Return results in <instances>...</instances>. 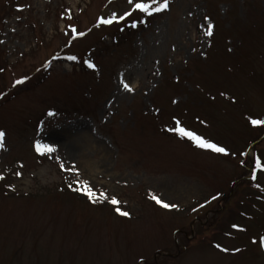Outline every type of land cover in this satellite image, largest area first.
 <instances>
[{
  "label": "rangeland",
  "instance_id": "rangeland-1",
  "mask_svg": "<svg viewBox=\"0 0 264 264\" xmlns=\"http://www.w3.org/2000/svg\"><path fill=\"white\" fill-rule=\"evenodd\" d=\"M169 3L0 0V264H264V0Z\"/></svg>",
  "mask_w": 264,
  "mask_h": 264
},
{
  "label": "snow or ice",
  "instance_id": "snow-or-ice-1",
  "mask_svg": "<svg viewBox=\"0 0 264 264\" xmlns=\"http://www.w3.org/2000/svg\"><path fill=\"white\" fill-rule=\"evenodd\" d=\"M110 2H111V0H110ZM127 4L130 6V10L126 11L124 13V15H122L119 19H116L114 16L110 17L108 19L100 18V19H98V21L94 25V27H100L102 25L103 26H111L113 23H117V24L121 23L123 20H126L129 17H132L135 13H141L146 17H152L154 14H158V13L168 11L169 7H170L169 0H163V2H160V0H151L150 3L140 2V0H127ZM141 23H144V21H141ZM205 24H206V31L204 32V35L211 37L213 35V25L210 22H208L207 19H205ZM130 26L132 28H135L137 25L135 23H133ZM121 30H123V29H121ZM70 31L72 33L73 39L78 38L76 29L73 28ZM84 35H86V33H79L80 37H82ZM55 58L56 57H54V59ZM65 59L70 60V61H75V57H72V56L65 57ZM85 64H86L87 68L91 69L92 71H97V69L95 68V66L92 63L85 61ZM45 67H48V65H45ZM24 83H25V81H23V80H16L15 83L13 84V87H16L17 85H21ZM121 83H122L123 88L126 92H129V93L132 92V88L129 87L127 83H124L123 81H121ZM225 98L227 99V97H225ZM232 102L235 103V101H232ZM172 103L176 104L177 101L173 100ZM48 115L53 116L54 113L49 112ZM249 123L253 127L264 126V120H261V119H249ZM173 124H174V129H172V130H174L175 134L177 136H179L181 139L186 138V139L192 141L195 147L203 148V149L211 151L213 153H218V154L225 155V156L229 155V153L227 151H225V149L223 147H218L213 143H209V142L205 141L204 139L198 137L197 135H194L191 131L185 130V128L180 126L179 121H174ZM165 130L170 131V129H165ZM5 136H6V133L4 131H0V149L4 148ZM34 149L37 152V154H39V155H44L45 152L50 154V153H53L56 151L55 148L49 147L47 145H41L38 142L34 145ZM21 167H22V165H21ZM255 167L260 172H264V167H261L260 159L255 160ZM72 168L75 169V165H72ZM61 171H66V169L64 168L63 165H61ZM73 174L77 175V176L79 175V173H73ZM19 175L20 174L17 173V177H19ZM3 179H4V177L0 176V180H3ZM252 179L253 180L256 179L255 174L252 175ZM254 186L258 187V185H254ZM81 189H83L81 194L85 195L88 198V200L93 204L107 200L108 203H110L112 205H118V201L116 199H110L109 200L103 192H101L99 194V196L97 197L96 194L92 191V189L87 186L86 182L84 184L77 183V186H76V188L73 189V191H80ZM150 199L154 200L162 208H165V209L169 208V205L162 203L159 199H157L155 196H153L151 194H150ZM214 199H215V197H214ZM117 214L122 216V217L128 216L127 212L120 211L118 208H117ZM233 227L235 228L236 231H239V232L245 231L244 228H238L235 225ZM252 243L256 244L257 241L253 240ZM259 246H260V250L264 251V236H262L260 238ZM218 250L222 253L227 251L223 247H218ZM236 251L239 252L240 249H237Z\"/></svg>",
  "mask_w": 264,
  "mask_h": 264
},
{
  "label": "trees",
  "instance_id": "trees-1",
  "mask_svg": "<svg viewBox=\"0 0 264 264\" xmlns=\"http://www.w3.org/2000/svg\"><path fill=\"white\" fill-rule=\"evenodd\" d=\"M212 25H214V21H212V23H211ZM129 25V24H128ZM131 25V24H130ZM122 27H124V26H122ZM232 40H233V38H231ZM240 42H239V40L236 42V43H234V46H237L238 44H239ZM254 153H255V150L253 151ZM256 159H254V161H255ZM63 173V172H62ZM62 175H64V174H62ZM66 178V177H65ZM63 185H65V186H67V185H69V186H71L73 189L74 188H76V186H77V184L76 183H73V181H69L67 178L66 179H64V181H63ZM68 186V187H69ZM83 191V189H81L80 191H76L78 194H80V195H82L81 194V192ZM82 196H84L85 197V195H82ZM116 208H118V207H116ZM119 210H121L120 208H118Z\"/></svg>",
  "mask_w": 264,
  "mask_h": 264
}]
</instances>
